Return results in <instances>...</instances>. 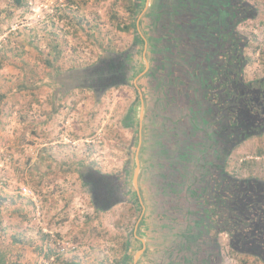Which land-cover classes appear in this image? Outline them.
<instances>
[{
  "label": "rangeland",
  "instance_id": "374dc122",
  "mask_svg": "<svg viewBox=\"0 0 264 264\" xmlns=\"http://www.w3.org/2000/svg\"><path fill=\"white\" fill-rule=\"evenodd\" d=\"M12 1L0 0V264H160L176 249L191 252L194 264H262L231 251L199 192L213 152L201 123L196 59L188 62L194 73L182 67L198 45L177 30L163 39L188 43L164 46L153 34L156 16L161 23L184 13L185 31L186 21L198 20L177 7L186 0H134V17L127 13L133 0H23L20 8ZM243 1L257 9L238 26L249 42L244 73L252 80L264 76V0ZM54 43L62 49L52 62L63 70L58 82L46 64ZM103 48L115 61L132 53L127 81L103 93L73 86L71 73L99 65ZM259 149L264 134L231 150L225 171L264 180ZM80 163L125 173L128 195L97 211L74 172Z\"/></svg>",
  "mask_w": 264,
  "mask_h": 264
},
{
  "label": "trees",
  "instance_id": "16d2710c",
  "mask_svg": "<svg viewBox=\"0 0 264 264\" xmlns=\"http://www.w3.org/2000/svg\"><path fill=\"white\" fill-rule=\"evenodd\" d=\"M181 1L185 2V0ZM12 2L16 8L23 5V0H13ZM162 2L164 1L162 0ZM186 2L187 5L178 2L177 7L180 9L181 6L180 11H189L190 13L185 11L187 15L196 14L199 17L196 22H193L192 19L186 21L187 29L185 31L182 30L183 25L179 23L180 18L183 20L184 13L176 12L173 16L168 14L164 16L168 22L161 23L154 22L160 17L156 16L154 21L150 19L153 34L158 41L164 42L162 43L164 46H168L166 43L176 40L182 41V44L188 43L189 40L193 49L198 45L197 51L183 55L188 59H183L187 63L182 64V67H191L192 69L194 65L196 73H199L198 83L203 89L204 99L201 105V123L205 127L204 130H207V139L210 138L214 142L211 135L219 137L221 144L225 148L227 144V151H229L248 138L264 134V76L247 80L244 68L249 61L244 52L249 47V42L238 31V26L245 20H253L257 17V9L253 4L243 0H186ZM136 8V1H131L127 7L129 16L136 15ZM173 28L174 30L171 31ZM129 30L130 26L125 27V31ZM175 30L185 34L188 40L184 41L178 37L172 41L163 39L164 34L167 33L166 36L169 35L168 32L174 34ZM60 47L54 43L52 47L54 57L51 60H46L47 67L53 69L55 74L54 82H58L63 75V70L60 67H55L52 63L60 58L62 54ZM180 47L178 45L177 50H180ZM103 50L107 52V57L101 59L99 65L71 73V79L74 80L73 86H83L85 78L88 80L96 78L100 83L94 87L103 93L106 89L122 85L127 81L125 77L128 78L127 71L132 68L130 63L132 53L130 51L120 53V55L118 54L120 59L115 61L113 60L115 57L112 59L114 55L112 50L106 48ZM189 58L196 59V63H192ZM188 62L193 65H189ZM188 72L193 74L194 70L193 73ZM80 83L82 84L80 85ZM101 83L104 85L101 86ZM61 85L63 84L61 83ZM196 104L199 106L198 102L193 106ZM251 123L257 127H254V124L250 126ZM210 128L213 134L210 132ZM210 151L215 155L213 148ZM255 154L262 156L264 151L259 149ZM244 165L247 167L248 164ZM220 166L225 168V163L224 165L221 163ZM224 168H220L216 173L212 167V173H209L207 168L202 170L197 183L204 186L205 190L200 189L199 192L203 193H201L204 197L203 200L208 202L215 212L209 214L210 218H215L210 223H214L213 226L218 227L217 231L229 234L231 239L229 243L233 246L239 232H251L254 227L264 223V180L239 179L240 177L237 175L223 171ZM74 172H77L97 211L108 210L128 195L123 188L125 173H101L91 166H79ZM1 198L0 196V204L1 200H5ZM203 200L202 202H204ZM232 246L231 251L237 253V249ZM178 253L179 249H176L168 259L163 260L160 264H194L191 252L190 254L187 252V257L178 255ZM193 253L196 254L192 248ZM217 258L220 259L219 256Z\"/></svg>",
  "mask_w": 264,
  "mask_h": 264
},
{
  "label": "flooded vegetation",
  "instance_id": "af4514ba",
  "mask_svg": "<svg viewBox=\"0 0 264 264\" xmlns=\"http://www.w3.org/2000/svg\"><path fill=\"white\" fill-rule=\"evenodd\" d=\"M84 80H83V86L86 88H90V89L92 87L98 85L97 83H100V82H98V80H96V78H91L90 80H88V78L87 79L85 78ZM102 85H104V84L101 83V86ZM253 124L251 123L250 126H253ZM254 127H257V126L254 124ZM210 130H211L210 132L212 133L211 128H210ZM211 136L213 137L214 142H213V140L211 141L210 138H208V142L210 143L211 148L214 149L215 155H213V157H212L211 164H210V161L209 162L207 161V165H206L207 167L206 168L209 170V173H212L213 171H214V173H216V172H218V170L220 168H224V166L223 167L220 166L221 163L223 165L225 163V167H226V164L229 160L230 151L233 150L234 148H236L242 142L240 144H238L236 147H233V148H231V150L227 151V144H226V148H225V146L221 144L222 142L219 140V137H215L214 135H211ZM211 167H212V169H215V170L212 171ZM223 171H225V168L223 169ZM248 178L249 179L250 178L257 179L255 177H248ZM239 179L245 180L246 178H239ZM258 180H260V179H258ZM201 190H203V189L201 188ZM209 227H210V225L207 226V231H206L207 236L209 238H212L213 235H212V232H211ZM227 235H228L229 241L231 242L229 234H227ZM232 247H235L237 249V254L252 256L254 259H257L262 264H264V223L262 222V224H260V226L254 227V229L251 230V232H242V231L239 232L237 234V238L235 239V242L233 243ZM196 260H198V258H196Z\"/></svg>",
  "mask_w": 264,
  "mask_h": 264
},
{
  "label": "water",
  "instance_id": "95a60500",
  "mask_svg": "<svg viewBox=\"0 0 264 264\" xmlns=\"http://www.w3.org/2000/svg\"><path fill=\"white\" fill-rule=\"evenodd\" d=\"M137 174H138V169H136L135 172H134V177H133L134 178V182H133L134 185L136 184Z\"/></svg>",
  "mask_w": 264,
  "mask_h": 264
},
{
  "label": "crops",
  "instance_id": "0c3cea01",
  "mask_svg": "<svg viewBox=\"0 0 264 264\" xmlns=\"http://www.w3.org/2000/svg\"><path fill=\"white\" fill-rule=\"evenodd\" d=\"M79 166H81V167H88V166H91L94 170H96L95 167H93L92 165H89V164H88V165H87V164L84 165V164H81V163H80ZM3 257H4V254H3Z\"/></svg>",
  "mask_w": 264,
  "mask_h": 264
},
{
  "label": "built area",
  "instance_id": "2783aa9c",
  "mask_svg": "<svg viewBox=\"0 0 264 264\" xmlns=\"http://www.w3.org/2000/svg\"><path fill=\"white\" fill-rule=\"evenodd\" d=\"M24 192H26V189H23Z\"/></svg>",
  "mask_w": 264,
  "mask_h": 264
}]
</instances>
